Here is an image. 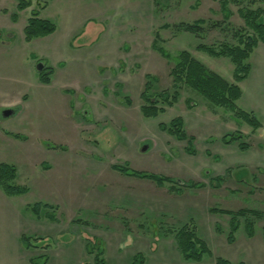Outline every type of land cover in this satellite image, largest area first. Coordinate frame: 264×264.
<instances>
[{
	"label": "rangeland",
	"instance_id": "obj_1",
	"mask_svg": "<svg viewBox=\"0 0 264 264\" xmlns=\"http://www.w3.org/2000/svg\"><path fill=\"white\" fill-rule=\"evenodd\" d=\"M30 1L31 7L17 12L16 0H0V88L5 87L3 97L9 99L16 89L20 92L15 113L4 118L0 110V121L28 140L0 152V159L16 168L14 184L28 188L10 201V225L0 231V264H31L28 259L39 256L46 264H95L97 256L102 264H132L136 254L143 256V264H214L216 257L264 264V218L254 221L252 238L241 226L229 245V216L209 212L264 213V44L253 50L246 61L248 76L237 84L241 97L236 104L256 117L259 129L237 122L185 87L156 118L140 112L146 74L157 78L153 93H173V64L153 50L155 32L159 46L172 56L186 51L233 82L228 59L210 57L196 47L235 44L232 31L244 26L240 7L229 6L232 16L225 28L219 0ZM243 1L240 5H247ZM34 10L56 30L25 42L23 28ZM199 19L209 21L200 38L173 29ZM163 25L169 28L160 29ZM43 70L51 72L50 87L38 81ZM25 94L26 102L20 103ZM175 117L183 119L187 135H195V154L184 151L186 142L158 129ZM235 132L243 135L246 150L221 142ZM124 164L132 171L169 177L174 187L111 168ZM217 176L222 178L219 188L212 187ZM189 183L204 187L189 188ZM36 203L52 206L54 211L42 208L39 215L57 221L32 217L25 208ZM184 225L195 230L211 256L201 262L181 259L174 233ZM21 233L35 244L36 235L47 240L26 250Z\"/></svg>",
	"mask_w": 264,
	"mask_h": 264
},
{
	"label": "trees",
	"instance_id": "obj_2",
	"mask_svg": "<svg viewBox=\"0 0 264 264\" xmlns=\"http://www.w3.org/2000/svg\"><path fill=\"white\" fill-rule=\"evenodd\" d=\"M16 11L22 12L27 8L31 7L30 0H16ZM197 2L200 0H196ZM243 0H219L220 12L223 16L225 28H228L230 24V19L232 12L229 9L231 4H235L238 9V15L243 21V28L241 30L232 31V38L236 41L235 44L222 43L218 45H198L196 47L197 51L203 52L213 58H226L234 66L233 72V82L230 83L218 75L216 72L212 71L204 64L196 60L186 51H180L176 56H172L163 47L159 46L161 43L160 36L158 32L154 33V39L152 42V48L155 50L162 58L166 59L173 66L170 69L169 75L172 78V89L173 93L170 95L169 92L162 91L158 94L152 92L153 84L157 81L155 76L146 74L144 89L140 95L143 101L140 107V112L144 118H156L158 115L165 112V107L171 108L177 101L179 89L185 87L198 95H200L210 106L214 108L223 109L227 113H231L236 121H241L246 123L252 128L253 131L261 127L260 122L256 117L250 113L245 112L238 108L236 102L241 97V90L237 85L241 81L247 78L250 67L246 63L249 59L253 50L258 46V44H264V9L261 8V4L264 5V0H247V5H240ZM245 3V4H246ZM45 5L40 6V10L44 9ZM39 13L37 11H32L30 17L26 21V25L23 28V38L25 42H31L34 39L44 38L53 34L56 30L55 25L45 19L39 18ZM12 22H16L17 13L11 15ZM209 21L204 19L196 20L192 23H179L173 25V29L178 32H185L191 34L195 37L200 38L204 33V26H206ZM228 23V24H227ZM211 27L216 28L218 25L211 22ZM169 26L163 25L160 29H168ZM45 70V69H44ZM44 70L39 72V81L42 84L50 83L51 72L45 73ZM127 101V100H126ZM130 104L129 101H127ZM158 129L161 132L168 134L177 141H184L187 143L184 151L188 154H195V149L193 148V142L195 138L193 136L187 135L184 130V121L181 117H175L169 121L167 124H158ZM16 138H22L18 135H14ZM243 135L235 132L233 134H226L221 138V142L224 145L238 144L240 150L244 151L247 145L242 142ZM115 171L133 177H138L153 181L157 186L162 187L165 183H172V179L165 176L149 174L140 171H132L128 168L126 164L124 165H112L111 167ZM16 168L7 163H0V190L4 195L8 197L21 196L28 193V188L25 186H17L14 184L16 178ZM222 183V178L220 176L212 179V187H220ZM177 184V183H176ZM173 185L170 189H173ZM189 188L200 189L204 187L203 184L189 183L187 184ZM48 209L53 210L52 206L43 205L36 203L27 209L37 218H41L39 215L40 210ZM57 211V208L55 209ZM54 211V210H53ZM209 212L214 214L229 216V226L228 234L226 238V243L231 245L235 241L236 231L243 226L245 234L248 238L254 236L255 220H262L264 218V213L251 210V209H239L237 211L222 210L217 208H211ZM45 218L51 219L47 215ZM53 219V218H52ZM54 220V219H53ZM241 221V222H240ZM262 238L264 240V225L261 229ZM20 240L26 250L38 248V244L43 241L42 238H34L36 244L30 236H21ZM174 242L176 248L180 254V257L184 261L189 262H201L205 256H211V252L206 245V243L197 237L194 229L188 228L186 225L182 226L174 233ZM42 243V242H41ZM49 244L43 245V248H47ZM91 253V252H89ZM39 257L30 258L29 263L31 264H46L47 259L40 261ZM95 264H102L103 261L95 258ZM132 264H143V256L136 254L133 257ZM214 264H234L230 261L216 257L214 258ZM235 264H244L242 262Z\"/></svg>",
	"mask_w": 264,
	"mask_h": 264
},
{
	"label": "crops",
	"instance_id": "obj_3",
	"mask_svg": "<svg viewBox=\"0 0 264 264\" xmlns=\"http://www.w3.org/2000/svg\"><path fill=\"white\" fill-rule=\"evenodd\" d=\"M0 10H2V9H0ZM2 12H4V11H0V13H2ZM13 23H15V22H13ZM10 27H12V25H10ZM44 69H46V68H44ZM38 81H39V78H38ZM35 85H38V84L36 83ZM42 85L44 87H50L51 86V79H50V83L49 84H42ZM120 86H122V85H118V88ZM14 92H15V97L12 98V99H9L10 97H3V95L6 93L5 92V87L3 86L2 88H0V96H1L0 97L1 98L0 99V110L10 109V110L13 111L12 115L15 113V111L13 109L16 108V106H18L17 102H18V96H19V93H20L18 91V89H16V91H14ZM27 97H28L27 94H25L22 97V100H20V103L26 102ZM5 123H6V121H0V152H5V150H4L5 148L8 149V152H9V151H12V150L16 149L18 147V145H20L21 143H24V144L27 143L28 140H27L26 136H22V138H16V137H14V135H17L15 133V131L2 127V125L5 124ZM192 136H195V135H192ZM0 163H5L4 159H0ZM6 197L7 196L4 195L3 192L1 191L0 192V231L4 230L5 227H9V225H10L11 214H8V213L11 212V202L10 201H11L12 197H7V198ZM25 209L28 210L27 207ZM34 216L35 215L33 214L32 217H34ZM40 219H47V218L43 217V218H38L37 220H40ZM51 221L52 222L57 221V218H54V220H51ZM23 234L24 233H21V235H19V237H21ZM40 235H38V236L36 235L35 237L36 238H42L43 241L47 240L44 237L45 235H42V236H40ZM261 242H264L263 238H262ZM224 259H226V260H228V261H230L231 263H234V264L242 262V261H237V262L234 261L233 262V261H231L228 258H224ZM29 260H30V258L28 259V261ZM242 263L247 264L245 262H242Z\"/></svg>",
	"mask_w": 264,
	"mask_h": 264
},
{
	"label": "water",
	"instance_id": "obj_4",
	"mask_svg": "<svg viewBox=\"0 0 264 264\" xmlns=\"http://www.w3.org/2000/svg\"><path fill=\"white\" fill-rule=\"evenodd\" d=\"M42 68H43L42 63L37 64V71H41ZM12 113H13V111L10 109L3 110L2 117H4V118L10 117L12 115ZM145 150H146V148H142V151H145Z\"/></svg>",
	"mask_w": 264,
	"mask_h": 264
},
{
	"label": "flooded vegetation",
	"instance_id": "obj_5",
	"mask_svg": "<svg viewBox=\"0 0 264 264\" xmlns=\"http://www.w3.org/2000/svg\"><path fill=\"white\" fill-rule=\"evenodd\" d=\"M143 148H146V147H143ZM141 151H142V148H141ZM146 151V150H145ZM143 152V151H142Z\"/></svg>",
	"mask_w": 264,
	"mask_h": 264
}]
</instances>
